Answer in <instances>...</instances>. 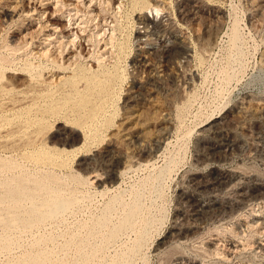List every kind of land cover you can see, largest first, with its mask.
Returning a JSON list of instances; mask_svg holds the SVG:
<instances>
[{
	"label": "rangeland",
	"instance_id": "1",
	"mask_svg": "<svg viewBox=\"0 0 264 264\" xmlns=\"http://www.w3.org/2000/svg\"><path fill=\"white\" fill-rule=\"evenodd\" d=\"M263 57L264 0H0V264H264Z\"/></svg>",
	"mask_w": 264,
	"mask_h": 264
},
{
	"label": "bare ground",
	"instance_id": "2",
	"mask_svg": "<svg viewBox=\"0 0 264 264\" xmlns=\"http://www.w3.org/2000/svg\"><path fill=\"white\" fill-rule=\"evenodd\" d=\"M137 2H138V1H137ZM140 4H141V3H140ZM235 30H236V29H235ZM236 31H237V30H236ZM236 31L234 32V34H236ZM237 36H238V35H235L236 38H237ZM175 37H176V35H175ZM183 38H184V37H183ZM199 39H201V38H199ZM178 40H179V39H178ZM178 40H177V41H178ZM180 42H181V41H180ZM172 44H173V43H172ZM165 45H168V44L166 43ZM162 47H164V46H162ZM180 47H181V46H180ZM18 48H19V47H18ZM166 48H167V47H166ZM186 49H187V48H186ZM164 50H165V49H164ZM176 50H177V49H176ZM189 50H190V49H189ZM166 51H167V50H166ZM263 58H264V57H263ZM1 60L3 61V59H0V61H1ZM33 66H34V65H33ZM25 68H28V67H25ZM33 68H34V67H33ZM33 68H28V69H26V70L29 71L30 69H33ZM102 69H103V68H102ZM110 69H111V68H110ZM107 70H108V69H107ZM116 70H117V68L115 69V71H116ZM41 71H42V70H41ZM105 71H106V70H105ZM110 71H111V70H110ZM113 71H114V70H113ZM30 72H31V71H30ZM91 72H92V71H91ZM103 72H104V71H103ZM95 73H96V72H95ZM106 73H107V72H106ZM117 73H118V71H117ZM117 73H116V75H117ZM3 74H4V73H3ZM31 74H32V73H31ZM82 74H83V73H82ZM99 74H100V73H99ZM107 74H108V73H107ZM111 74H112V73H111ZM113 74H114V73H113ZM87 75H88V74H87ZM89 75H90V74H89ZM93 75L96 76V74H94V73H93ZM108 75H109V74H108ZM116 75H115V76H116ZM80 76H81V74H80ZM91 76H92V75H91ZM98 76H99V75H98ZM121 76H122V75H121ZM84 77H85V76H84ZM86 77H87V76H86ZM111 77H113V76L111 75ZM87 78H88V77H87ZM99 78H100V76H99ZM101 78H102V77H101ZM90 79H91V77H90ZM102 79H103V78H102ZM102 79H101V81H105V80H102ZM91 80H92V79H91ZM106 80H107V77H106ZM112 80H113V78H112ZM117 80H118V79H117ZM98 81H99V80H98ZM101 81H99V82L101 83ZM109 81H110V78H109ZM94 82H95V81H94ZM99 82H98V84H99ZM107 82H108V81H107ZM111 82H112V81H111ZM3 83H4V82H3ZM105 83H106V82H105ZM95 84H96V83H95ZM110 84L112 85V83H110ZM4 85H6V84L4 83ZM90 85H91V87H92V84H91V83H90ZM93 85H94V83H93ZM96 85H97V84H96ZM102 85H104V84H102ZM102 85H100V87H99V88L97 87V88L100 89L101 87L104 88V87L106 86V85H105V86L103 87ZM120 85H121V84H120ZM1 86H2V84H1ZM98 86H99V85H98ZM107 86H108V85H107ZM107 86H106V88H107ZM87 87H88V86H87ZM111 87H112V86H111ZM89 88H90V87H89ZM3 89H5V88H3ZM104 89H105V88H104ZM86 90H87V89H86ZM90 90H91V89H90ZM2 91H3V90H2ZM5 91H6V90H5ZM79 91H80V90H79ZM81 91H82V90H81ZM94 91H97V90L94 89ZM100 91H101V89H100ZM92 92H93V91H92ZM92 92H91V94H92ZM101 92L103 93V89H102ZM101 92H100V93H101ZM104 92H105V90H104ZM11 93H12V92H11ZM76 93H77V92H76ZM83 93H84V91H83ZM85 93H87V92H85ZM89 93H90V92H89ZM89 93H88V94H89ZM96 93H97V92H96ZM108 93H109V92L107 91L106 94H108ZM91 94H90V95H91ZM94 94H95V93H94ZM78 95H79V94H78ZM92 95H93V94H92ZM92 95H91V96H92ZM100 95H101V94H100ZM100 95H98V97H100ZM103 95H104V94H103ZM103 95H101V97H102ZM82 96H83V95H82ZM83 97H84V96H83ZM96 97H97V96H96ZM101 97H100V98H101ZM107 97H108V96H107ZM23 98H24V97H23ZM79 98H80V97H79ZM94 98H95V97H94ZM27 99H28V98H27ZM81 99H82V98H81ZM92 99H93V98H92ZM97 99H98V98H97ZM32 100H33V99H32ZM34 100H35V99H34ZM34 100H33V101H34ZM36 100H37V99H36ZM36 100H35V102H36ZM89 100H90V99H89ZM97 102H98V101H97ZM30 103H32V101H31ZM33 103H34V102H33ZM42 103H43V102H42ZM88 103H89V102H88ZM78 104H79V103H78ZM26 105H27V104H26ZM78 106H79V105H78ZM82 106H83V105H82ZM85 106H86V103H85ZM90 106H91V105H90ZM96 106H97V105H96ZM92 107H94V105L91 106V108H92ZM28 108H29V107H28ZM37 108H38V107H37ZM87 108H88V107H87ZM55 110H56V109H55ZM94 113L98 114L97 112H94ZM94 113H93V114H94ZM81 114H82V113H81ZM33 116H34V115H33ZM30 117H32V116H30ZM32 118H33V117H32ZM41 119H42V118H41ZM41 119H40V120H41ZM76 119H77V118H76ZM92 119H93V117H92ZM19 120H20V119H19ZM26 121H27V120H26ZM107 122H108V120H107ZM107 122H105V123H107ZM110 122H111V121H110ZM35 123H36V122H35ZM103 124H104V123H103ZM37 125H38V124H37ZM44 125H45V124H44ZM89 125H90V124H89ZM86 126H87V125H86ZM98 126H99V125H98ZM34 127H35V126H34ZM26 128H27V127H26ZM14 129H15V128H14ZM30 129H31V128H30ZM10 131H11V130H10ZM16 131H17V130H16ZM21 131H22V130H21ZM30 131H31V130H30ZM12 132H13V131H12ZM43 133H44V132H43ZM84 133H85V132H84ZM95 133H96V132H95ZM35 137H36V136H35ZM39 137L41 138V136H39ZM88 137H89V136H87V138H88ZM18 141H19V140H18ZM33 141H34V140H33ZM36 141H37V140H36ZM87 141H88V140H87ZM22 145H23V144H22ZM52 146H53V145H52ZM57 149H58V148H57ZM63 149H64V148H63ZM59 150H61V149H59ZM64 150H65V149H64ZM79 150H80V147H79ZM44 151H45V150H44ZM51 151H52V150H51ZM65 151H66V150H65ZM74 151H75V149H74ZM41 152H42V151H41ZM39 153H40V152H39ZM42 153H43V152H42ZM46 154H47V152H46ZM46 154H44V155L46 156ZM48 154H49V153H48ZM40 155H41V154H40ZM36 156H38V155H36ZM45 156H44V157H45ZM49 156H50V154H49ZM46 157H48V156H46ZM38 158H40V157H38ZM58 158H59V157H58ZM40 159H41V158H40ZM43 159L45 160V158H42V160H43ZM50 159H51V158H50ZM44 160H43V161H44ZM57 163H58V162H57ZM169 168H170V167H169ZM169 168H168V169H169ZM166 169H167V168H166ZM164 170H165V169H164ZM167 171H168V170H167ZM101 175H102V174H101ZM233 177H234V176H233ZM20 178H21V177H20ZM26 178H27V177H26ZM242 178H243V177H242ZM104 179H105V178H104ZM16 180H18V179H16ZM25 180H26V179L24 178V182H25ZM18 181H19V180H18ZM28 181H29V180H28ZM28 181L26 180V183H27V184L29 183ZM37 181H38V180H37ZM227 181H228V180H227ZM30 182H31V180H30ZM32 182H33V183H32ZM32 182H31L32 184H36V182H34V181H32ZM39 182H40V181H39ZM228 182H230V181H228ZM0 183H1V182H0ZM12 183H13V182H12ZM12 183H11V185H12ZM19 183H20V181H19ZM26 183H24V184H26ZM40 183L43 185L45 182H44V183L40 182ZM220 183H221V182H220ZM24 184H23V185H24ZM27 184H26V187H28ZM13 185H15V184H13ZM19 185H20V184H19ZM19 185H18V186H19ZM21 185H22V184H21ZM30 185H31V184H30ZM38 185H40V184H38ZM44 185H45V184H44ZM48 185H49V184H48ZM6 186L8 187V185H6ZM36 186H37V185H36ZM36 186H35V187H36ZM40 186H41V185H40ZM7 187H6V188H7ZM12 187H13V186H12ZM23 187H25V185L22 186V188H23ZM35 187L32 185V188H35ZM41 187H42V186H41ZM9 188H10V187H9ZM15 188H16V187H15ZM15 188H14V189H15ZM30 188H31V187H28V189H30ZM32 188H31V189H32ZM36 188H38V187H36ZM45 188L47 189V188H49V187H47V185H46ZM45 188H44V189H45ZM235 188H236V187H235ZM16 189H18V187H17ZM28 189H27V190H28ZM42 189H43V187L41 188V190H42ZM44 189H43V190H44ZM263 189H264V188H263ZM11 190H12V189H11ZM19 190H21V189H19ZM33 190H34V189H33ZM7 191H8V190H7ZM21 191H22V190H21ZM21 191H20V192H21ZM28 191H30V190H28ZM28 191H27V192L24 191V192L27 194V193H29ZM38 191H39V190H38ZM258 191H259V190H258ZM31 192L34 193L35 191H32V190H31ZM31 192H30V193H31ZM36 192H37V190H36ZM36 192H35V195L37 194ZM10 193H11V192H10ZM30 193H29V194H30ZM33 193H31V197H32V196H35V195H32ZM261 193H262V192H261ZM29 194H27L26 197L23 195L24 198H27V196H28ZM236 194H237V196H238V201L241 202V203H248L249 201H252V200H256V199H259V200H260V198H261V199L264 198V196H263V197L260 196V198H259V197H258L259 195L254 194V192H253L252 190H251V192H250V190L237 189V190H236ZM258 194H259V193H258ZM262 194L264 195V192H263ZM15 195H16V194H15ZM17 195H18V194H17ZM6 196H7V194H6ZM11 196H12V195H11ZM18 196H19V195H18ZM20 196H21V195H20ZM54 196H55V195H53V197H54ZM53 197H52V199H53ZM55 197H56V196H55ZM55 197H54V199L57 198V197H56V198H55ZM14 198H15V197H14ZM21 198H23V197H21ZM21 198H20V199H21ZM46 198L48 199L49 197H46ZM50 198H51V197H50ZM59 198H61V197L59 196ZM8 199L11 200V197H9ZM17 199H19V197L17 198V196H16V200H14V201L17 202ZM20 199L18 200L19 202H20ZM57 199H58V198H57ZM57 199H56V200H57ZM62 199H67V200H68V198H62ZM12 200H13V196H12ZM49 200H50V199H49ZM69 200H71V199L69 198ZM209 200H210V199H209ZM51 201H52V200H51ZM53 201H55V200H53ZM58 201H60V199H59ZM42 202L44 203L45 200H43ZM42 202H41V203H42ZM49 202H50V201H49ZM49 202H46V203L49 204ZM230 202H231V201H230ZM13 203H14V202H13ZM43 203H42V204H43ZM46 203H44V204H46ZM71 203H72V201H71ZM192 203H193V202H192ZM194 203H196V202H194ZM212 203H213V202H212ZM15 204H16V203H15ZM17 204H18V203H17ZM196 204H197V208H196L195 210L192 209L194 212L191 214V215H192L191 217L194 218V221H193V222H190L186 228H184V229H182V230L180 231L181 236H182V237H185V238H187V239H188V237H187V236H188V233H189V232H193V231H195V229H197V228L199 227V226H198L199 223L197 224L196 221H197L198 219H201V220H202V219L205 217L204 215H205L206 213H208V210H209L208 207H210L209 203H206V202H198V203H196ZM213 204H214V203H213ZM250 204H252V203L250 202ZM35 205H37V204H35ZM38 205H40V204H38ZM38 205H37V206H38ZM50 205H51V204H50ZM50 205H48V207H49ZM65 205H66V204H64V203L56 202V203L54 204L53 208H52V207H50V208L54 209V210L56 211V213H57V210H60V209L64 208ZM70 205H71V204H69L68 206H70ZM128 205H129V204H128ZM133 205H134V204H133ZM16 206H17V205H16ZM45 206H46V205H45ZM45 206H44V207H45ZM66 206H67V205H66ZM46 207H47V206H46ZM46 207H45V208H46ZM130 207H131V206H130ZM130 207H129V208H130ZM134 207H135L134 209H133V207H132L131 209H132V211L134 210V212H135V209H137V208H136V206H134ZM37 208H38V207H37ZM42 208H43V207H42ZM42 208H41V209H42ZM38 209H39V208H38ZM38 209H37V210H38ZM131 209H128V210H131ZM29 210H30V209H29ZM33 210H34V209H33ZM39 210H40V209H39ZM39 210H38V211H39ZM43 210H44V209H43ZM63 210H65V209H63ZM63 210H62V211H63ZM14 211H15V208H14ZM34 211H35V210H34ZM38 211H37V212H38ZM45 211L47 212V210H45ZM132 211H131V212H132ZM30 212H32V211H30ZM53 212H54V211H53ZM131 212H130V213H131ZM27 213H29V212H27ZM32 213H33V212H32ZM40 213H41V212H40ZM42 213L45 214V212H42ZM126 213L129 215V211H127ZM37 214H38V213H37ZM49 214H50V213H49ZM49 214H48V215H49ZM127 214H126L125 216H127ZM27 215L30 216V214H27ZM50 215H52V214H50ZM53 215H54V214H53ZM53 215H52V216H53ZM56 215H57V214H56ZM131 215H132V214H130V216H129V217H130V220H131V217H132ZM12 216H13V215H12ZM37 216H38V215H37ZM41 216H43V215H41ZM125 216H124V217H125ZM134 216H135V215H134ZM32 217H34V215H33ZM38 217H39V216H38ZM38 217H37V218H38ZM135 217H136V216H135ZM30 218H31V217H30ZM35 218H36V217H35ZM31 219H33V218H31ZM124 219H125V221H126V219H129V218H124ZM124 219H123V220H124ZM132 219H133V218H132ZM22 220L24 221L25 219H22ZM27 220H28V218H27ZM121 220H122V219H121ZM132 221H133V220H132ZM24 222H27V221H24ZM127 222H128V221H127ZM130 222H131V221H130ZM199 222H200V221H199ZM202 222H203V221H202ZM261 222H264V218H262V221H261ZM27 223H28V222H27ZM121 223H124V222L122 221ZM128 223H129V222H128ZM131 223H132V222H131ZM134 223H135V221H134ZM126 224H127V223H126ZM120 225H122V224H118V226H120ZM124 225H125V224H124ZM129 225H130V224H129ZM122 226H123V225H122ZM122 226H120V228H122ZM133 226H134V224H133ZM133 226H132V228H133ZM135 226H136V225H135ZM123 227H124V226H123ZM126 227H127V226H126ZM130 227H131V225H130ZM116 228H118V227L115 226L114 229H116ZM127 228H128V227H127ZM114 229H112V231H114ZM130 229H131V228H130ZM122 230H123V228H122V229H119L120 232H121ZM125 230H126V229H125ZM137 233H138V232H137ZM120 234H121V233H120ZM143 234H144V233H143ZM143 234H141V235H143ZM111 235H113V232H112ZM139 235H140V234H139ZM144 235H145V234H144ZM115 236H116V235H115ZM117 236H118V235H117ZM182 237H181V238H182ZM112 238H113V237H112ZM139 238H140V237H139ZM142 238H144V237H142ZM142 238H141V239H142ZM117 239H118V238H117ZM195 239H196V238H195ZM139 240H140V239H139ZM139 240H138V241H139ZM143 240L145 241V239H142V243H143ZM180 240H181V239H180ZM140 241H141V240H140ZM140 241H139L138 243H140ZM183 241H184V240H183ZM185 241H186V239H185ZM145 242H146V241H145ZM142 243H141V245H142ZM181 243H183V242H181ZM136 245H137V244H136ZM136 245H135V246H136ZM142 246H143V245H142ZM255 246H256V248H259L260 250H263V251H264V243L256 242V243H255ZM139 247H140V245H139ZM141 248H142V247H141ZM261 252H262V251H261ZM178 254H179V253H178ZM180 254H181V253H180ZM181 255H183V253H182ZM181 255H176L175 258L173 257V258H174V264H193V261L187 260L186 258H184V257L181 256ZM34 258H36V257H34ZM37 258H39V257H37ZM37 258H36V259H37ZM32 259H33V258H32ZM32 261H33V260H31V262H32ZM34 261H36V260H34ZM37 261H38V263L40 262L39 259H38ZM37 261H36V262H37ZM29 262H30V261H29ZM29 262H28V263H29ZM125 263H126V262H125ZM29 264H31V263H29ZM34 264H35V262H34Z\"/></svg>",
	"mask_w": 264,
	"mask_h": 264
}]
</instances>
